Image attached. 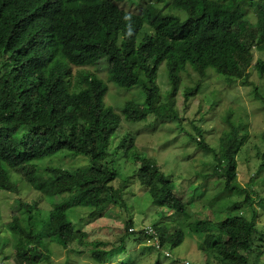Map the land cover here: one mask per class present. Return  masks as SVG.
Returning <instances> with one entry per match:
<instances>
[{
    "label": "trees",
    "instance_id": "16d2710c",
    "mask_svg": "<svg viewBox=\"0 0 264 264\" xmlns=\"http://www.w3.org/2000/svg\"><path fill=\"white\" fill-rule=\"evenodd\" d=\"M193 1L186 10L180 0H171L164 4L166 9L148 2L129 13L112 0H0V191L16 193L22 181L38 193L39 201L43 196H60L45 214L39 201L17 200V207L27 213L20 217L15 211L4 223L11 239L5 233L8 243L3 248H14V264L48 260L49 243L76 256L83 254L90 264H106L127 253L130 235L132 245L154 236L157 242L147 247L149 253L156 250L168 256L166 249L184 239L183 225L198 236L196 248L205 256L201 264H264V224L255 222V205L264 206V129L253 131L260 139L250 154L243 148L249 137L247 122L239 121L242 115H234L231 108L222 116L228 128L217 145L204 136L206 127L193 125L185 131L188 144L212 156L211 171L205 176L216 177L222 191L211 203L228 193L243 196L221 204L215 220L184 224L190 201L177 194L153 158L133 151L132 161L138 163L134 180L148 190L153 205L177 213L174 226L154 222V233L148 234L144 228L134 232L132 220L124 219L118 238L107 239L73 222L77 208L89 209L91 217H102L111 206L127 208L123 196L127 180L114 186L118 169L112 157L133 147L134 133L128 125L159 115L156 104L162 93L156 78L162 63L169 84L162 97L173 108L174 99L182 95L185 109L208 71L220 74L227 83L244 78L246 84L254 51L264 54V0ZM90 28L98 34L86 37L82 32ZM100 59H104L105 79L88 69L78 70L73 77L70 65L90 66ZM253 65L263 74L264 55ZM186 79L189 84L179 94ZM108 83L141 88V105L126 101L119 111L106 106ZM250 93L264 105V94L257 86ZM210 103L216 106L218 101ZM177 122L181 127L179 117ZM63 151L87 157L88 165L38 169L39 160ZM253 155L258 158L256 166ZM240 162L246 165L245 186L237 180ZM255 176L258 181L253 184ZM243 206L250 209V217L241 210ZM33 211L43 214L40 222L33 221ZM202 225L206 231L199 229ZM41 232H46L48 244ZM157 259L152 263L159 264ZM62 264H69L68 259Z\"/></svg>",
    "mask_w": 264,
    "mask_h": 264
},
{
    "label": "rangeland",
    "instance_id": "374dc122",
    "mask_svg": "<svg viewBox=\"0 0 264 264\" xmlns=\"http://www.w3.org/2000/svg\"><path fill=\"white\" fill-rule=\"evenodd\" d=\"M133 1L121 0L118 2V5L125 10L135 12L138 10V0ZM147 2H153L157 6H164L166 9L168 6L165 7L164 4L171 2V0H141V5ZM192 5H194L193 0H180V6L185 10ZM98 32L97 29L90 28L82 33L86 37H91L97 35ZM97 38H100V36H97ZM260 55L264 54L255 50L254 60ZM86 68L100 77L105 78V68L102 60L92 66L84 67V69ZM71 70L74 73L77 71V68L72 66ZM248 71L249 77L246 84L244 83V78L233 83H227L220 74L217 75L212 71H208V75L203 81L200 90L188 99L185 109L182 107V95H177L173 102V108H170L166 98L164 96L162 97L169 88L165 63H162L159 66L156 78L160 93H162L161 99L156 104V110L159 115L156 118L149 117L141 123L128 125L134 133L133 147L127 152L120 150L119 154L112 157L118 169V177L113 182L114 186H117L119 182L122 183L127 180L126 189L123 194L127 208L120 209V207L111 206L102 213V217H91L89 215V209L77 208L73 218L75 227H83L87 231L90 230L94 231V233L97 232L100 235L107 236L105 237L107 239H115L123 231L124 221L128 219L132 220L133 224L131 228L134 232L144 228L150 233L152 228L149 227L154 222L174 226L179 217L177 213L169 211L167 207L153 205L148 190L138 181L134 180L138 163L132 161L133 151L142 156L153 158L157 165L162 167L165 176L172 181L177 194L183 197L185 201H190V204H188L190 210L188 211L189 215L183 220L184 224L189 223L190 225V223L201 219L215 220L217 214L214 212L216 209L218 211L221 204L229 200L240 201L243 197L242 194L234 192L228 193V195H221L214 203H211L215 195H220L222 191L221 183L217 181L216 177L205 176L211 171L208 164L213 162L212 156L197 151L194 144H188L185 131L192 130L193 125L206 127L203 129H209V131H206L204 136L208 135L210 137L209 141L212 146L217 145L219 135L228 128L222 116H225V110L231 108L233 109L234 115L236 113L242 115V120L239 119V121L247 122V135L249 137L243 148L248 149L250 154L254 153L255 149L253 145L254 143H259L260 137L255 138L253 131L264 129V105L262 106L255 97H252L250 92L254 86H257L259 91L264 94V73L260 75L253 65H251ZM192 75L197 77L193 71ZM186 80L183 81L185 84L183 82L181 83L179 94L182 92L184 86L189 84V80ZM108 87L109 90L104 97L106 106L110 105L119 111L118 108H122L126 101H133L141 105L143 100V91L141 88H120L112 83H109ZM211 91H214L212 93L214 96H211L210 99L208 96ZM214 99L218 101V104L211 106L210 102ZM173 117L177 121L179 117L182 128L179 127L176 120H173ZM259 147L262 146L260 145ZM252 162L254 166L258 163V158L254 155ZM46 165L74 169L87 166L88 159L85 156H73L63 151L37 162L38 169H42ZM249 165L251 166L252 163H249ZM245 166V163L240 162L237 170V180L242 185L248 180ZM37 172L42 171L38 170ZM257 178L258 176L253 177L251 182L256 184L258 181ZM19 180L21 179L19 178ZM14 182L17 181L14 179ZM261 183L264 187V180ZM18 187L19 191L16 193L0 191V264H14L12 255L14 248L12 246L3 248L8 243L7 238L11 239L9 231L6 230L5 232L6 226L4 223L11 220V215L15 211L20 217H23L27 213L23 207H17V200L19 199V201L26 203L39 201L38 193L32 191L29 185L20 181L18 182ZM261 195L264 196V192ZM41 198L39 207L44 214L47 213L52 203L60 200V196H55L51 199L45 198L44 196ZM255 209L257 212L255 222L261 226L264 224V206L257 204L255 205ZM241 210L245 211L246 216H251L250 209H247V207L243 206ZM42 217H44L43 214L41 215L40 212L33 211V221L38 223ZM182 229L185 233L182 243L172 249H166L170 253L168 256L164 252L157 254L156 250H152V253H149L150 250L148 251L147 247L157 241L155 237L153 239L146 238V240L140 243L135 242L132 245L131 241L133 236L130 235L127 239V253L116 261L106 264H119V260L122 264H150V262L153 264L152 262L155 258H158L157 261L159 264H184V261H188V264H201V260L205 256L200 255L199 250L196 248V238L198 236L189 230L188 225H183ZM199 229L206 231V227L203 225ZM5 233L8 236L7 238ZM39 236L43 237L44 240L47 238L46 232H41ZM3 239L5 240L3 241ZM45 242L48 244V240H45ZM48 246L50 249L49 259L38 264H62L66 259H68L69 264H90L83 254H77L76 256L74 252L68 253L65 248L54 243H49ZM140 253H142L141 256ZM252 258L255 260L256 255L253 254Z\"/></svg>",
    "mask_w": 264,
    "mask_h": 264
},
{
    "label": "clouds",
    "instance_id": "9594fccd",
    "mask_svg": "<svg viewBox=\"0 0 264 264\" xmlns=\"http://www.w3.org/2000/svg\"><path fill=\"white\" fill-rule=\"evenodd\" d=\"M113 1V3L115 4V5H117L119 8H121V9H123V10H125L124 8H122V7H120L119 5H118V2L119 1H121V0H112ZM129 2H134L133 0H129ZM148 3V2H147ZM150 3H153V2H150ZM146 4V3H145ZM144 4V5H145ZM153 4H155V3H153ZM144 5H141V0H138V10L137 11H140V9L144 6ZM193 6V5H192ZM126 12H133V11H131V10H125ZM137 11H135V12H137ZM258 58V57H257ZM256 58V59H257ZM255 59V60H256ZM100 60H104V59H100ZM100 60H98L97 62H96V64L100 61ZM254 59H253V63H252V65L254 64V61H255ZM94 65V64H93ZM72 66H74V67H76L77 68V71L78 70H82V69H84V67H86V66H75V65H70V68L72 69ZM90 66H92V65H90ZM251 67V66H250ZM250 67H249V69H250ZM253 67H254V65H253ZM255 68V67H254ZM87 69V68H86ZM89 70V69H88ZM77 71L76 72H72V70H71V73H72V75H73V77L76 75V73H77ZM91 71V70H90ZM92 72V71H91ZM104 72H105V70H104ZM94 73V72H93ZM95 74V73H94ZM97 75V74H96ZM105 78H106V72H105V76H104ZM102 78V77H101ZM105 78H102V79H105ZM109 84V83H108ZM108 90H109V87H108ZM108 92V91H107ZM106 92V93H107ZM106 95V94H105ZM105 95H104V97H105ZM104 97H103V99H104ZM104 101V100H103ZM149 228H151V227H149ZM154 233V231L152 230V231H150V233ZM147 233L148 234H150L148 231H147ZM152 237V239H153V237L154 236H151ZM157 242V241H156ZM158 244V243H157ZM184 264H188V262H184Z\"/></svg>",
    "mask_w": 264,
    "mask_h": 264
}]
</instances>
